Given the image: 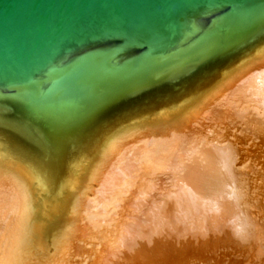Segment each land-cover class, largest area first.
<instances>
[{
    "label": "bare ground",
    "instance_id": "bare-ground-1",
    "mask_svg": "<svg viewBox=\"0 0 264 264\" xmlns=\"http://www.w3.org/2000/svg\"><path fill=\"white\" fill-rule=\"evenodd\" d=\"M145 112L61 157L0 125V264H264V45Z\"/></svg>",
    "mask_w": 264,
    "mask_h": 264
},
{
    "label": "water",
    "instance_id": "water-1",
    "mask_svg": "<svg viewBox=\"0 0 264 264\" xmlns=\"http://www.w3.org/2000/svg\"><path fill=\"white\" fill-rule=\"evenodd\" d=\"M260 45L264 0H0V125L69 155Z\"/></svg>",
    "mask_w": 264,
    "mask_h": 264
}]
</instances>
